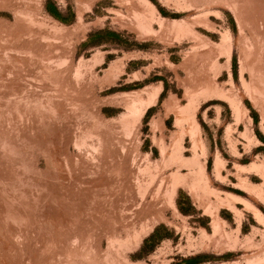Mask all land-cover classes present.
<instances>
[{"label": "rangeland", "instance_id": "374dc122", "mask_svg": "<svg viewBox=\"0 0 264 264\" xmlns=\"http://www.w3.org/2000/svg\"><path fill=\"white\" fill-rule=\"evenodd\" d=\"M191 259L264 264V0H0V264Z\"/></svg>", "mask_w": 264, "mask_h": 264}, {"label": "trees", "instance_id": "16d2710c", "mask_svg": "<svg viewBox=\"0 0 264 264\" xmlns=\"http://www.w3.org/2000/svg\"><path fill=\"white\" fill-rule=\"evenodd\" d=\"M47 11L55 18L57 19H61L59 14L55 11V8L53 5L47 4ZM155 235H152L147 241H145V243H147L148 241L154 239ZM196 263V259H191V260H186L184 263L182 264H195Z\"/></svg>", "mask_w": 264, "mask_h": 264}, {"label": "bare ground", "instance_id": "6f19581e", "mask_svg": "<svg viewBox=\"0 0 264 264\" xmlns=\"http://www.w3.org/2000/svg\"><path fill=\"white\" fill-rule=\"evenodd\" d=\"M154 94V93H153ZM153 99V98H152ZM155 99V98H154ZM139 114H140V112H139ZM140 117V116H139Z\"/></svg>", "mask_w": 264, "mask_h": 264}]
</instances>
